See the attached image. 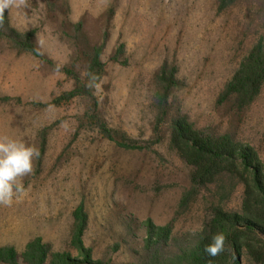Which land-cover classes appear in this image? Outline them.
Instances as JSON below:
<instances>
[{
  "label": "rangeland",
  "instance_id": "obj_1",
  "mask_svg": "<svg viewBox=\"0 0 264 264\" xmlns=\"http://www.w3.org/2000/svg\"><path fill=\"white\" fill-rule=\"evenodd\" d=\"M5 11L12 27L37 30L43 58L0 38V136L39 151L32 173L20 180L23 191L11 206L0 204V247L23 250L41 237L55 250L72 251L73 212L83 203L84 240L94 259L131 264V244L122 243L127 216L172 223L183 234L202 230L212 204L240 209L243 186L221 201L222 181L182 207L192 170L171 147L170 131L173 118L185 115L199 129L233 133L264 163V87L246 108L235 97L218 103L264 34V0H237L222 11L219 0H25ZM99 45L107 65L93 88L100 115L141 144L154 140L148 149L120 148L91 128L87 96L52 103L76 87L75 76L88 82L84 52ZM165 67L175 69L180 84L156 131L158 75ZM241 264L254 263L243 254Z\"/></svg>",
  "mask_w": 264,
  "mask_h": 264
},
{
  "label": "trees",
  "instance_id": "obj_2",
  "mask_svg": "<svg viewBox=\"0 0 264 264\" xmlns=\"http://www.w3.org/2000/svg\"><path fill=\"white\" fill-rule=\"evenodd\" d=\"M236 1L219 0V9L226 10ZM36 31H20L12 27L8 12H4L0 38L7 37L16 48L43 58L34 42ZM103 50L104 47L99 45L91 52H84L88 63V82L75 76L76 87L54 98L52 103L60 106L79 96H87L91 102L87 112L91 128L98 129L120 148L148 149L154 140L141 144L122 130L110 127L100 115L99 101L93 88L106 73ZM113 59L119 61V54ZM66 72L74 75L68 69ZM158 79L156 131H159L167 115L172 90L180 84L172 68H163ZM263 87L264 34L241 61L220 94L218 103L235 97L237 107L246 108L257 99ZM169 141L192 170L191 189L185 194L182 207H186L201 188L219 181H222L221 201L228 200L238 185L243 186L241 206L239 210L231 211L222 204H212L207 208L202 230L183 234L175 232L172 223L158 225L150 218L139 221L127 216L124 222L126 235L122 243L131 244L128 249L135 260L131 264H241L243 254L254 264H264V163L255 147L239 141L231 132L199 129L185 115L173 118ZM87 223L88 214L84 204L80 203L73 212L72 251L55 250L51 243L38 237L23 250L14 246L0 247V264H103L94 259L93 249L85 244ZM217 232H223L226 237L225 250L216 257H209L204 247Z\"/></svg>",
  "mask_w": 264,
  "mask_h": 264
},
{
  "label": "clouds",
  "instance_id": "obj_3",
  "mask_svg": "<svg viewBox=\"0 0 264 264\" xmlns=\"http://www.w3.org/2000/svg\"><path fill=\"white\" fill-rule=\"evenodd\" d=\"M24 4L25 0H0V22L6 9ZM38 157L35 146L7 135L0 136V204L11 206L14 195L23 191L21 178L32 173L33 159ZM225 239L223 232L215 233L205 245L204 252L209 257L220 255L225 250Z\"/></svg>",
  "mask_w": 264,
  "mask_h": 264
}]
</instances>
